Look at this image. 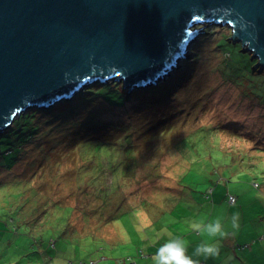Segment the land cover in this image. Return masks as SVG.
<instances>
[{"label": "rangeland", "instance_id": "rangeland-1", "mask_svg": "<svg viewBox=\"0 0 264 264\" xmlns=\"http://www.w3.org/2000/svg\"><path fill=\"white\" fill-rule=\"evenodd\" d=\"M196 28L188 57L157 85L165 94L121 85L116 106L80 102L83 90L0 135V264H154L150 235L195 239L189 224L205 217L238 214L236 235L259 233L264 74L225 73L251 54L227 26Z\"/></svg>", "mask_w": 264, "mask_h": 264}, {"label": "water", "instance_id": "water-1", "mask_svg": "<svg viewBox=\"0 0 264 264\" xmlns=\"http://www.w3.org/2000/svg\"><path fill=\"white\" fill-rule=\"evenodd\" d=\"M205 24L264 71V0H0V135L94 84L158 85Z\"/></svg>", "mask_w": 264, "mask_h": 264}, {"label": "clouds", "instance_id": "clouds-1", "mask_svg": "<svg viewBox=\"0 0 264 264\" xmlns=\"http://www.w3.org/2000/svg\"><path fill=\"white\" fill-rule=\"evenodd\" d=\"M240 227L239 216L234 214L230 219L221 217L201 218L189 224L191 231L202 239L189 253L191 244L182 236H172L163 243L152 257L154 264H201V258H218L221 253L222 241L235 234ZM161 234H157V238ZM156 240L153 241L155 243Z\"/></svg>", "mask_w": 264, "mask_h": 264}, {"label": "crops", "instance_id": "crops-1", "mask_svg": "<svg viewBox=\"0 0 264 264\" xmlns=\"http://www.w3.org/2000/svg\"><path fill=\"white\" fill-rule=\"evenodd\" d=\"M219 173V172H217ZM157 234H161V238H157ZM168 234L172 236H181V234H174L172 232L167 231L166 233H155L150 235V239L146 242V249L148 250V257L153 261L152 257L157 252L158 248L167 241L169 238ZM195 239L187 240V237L182 236L184 239L190 242L191 247L189 248V253H191L196 244L201 241V237L198 236L196 233ZM251 235V231L246 234L240 235H232L228 239L222 241L221 253L218 258H211V259H203L201 258V264H264V224L258 231H254ZM258 236V237H257ZM240 237V238H239ZM260 238V239H258ZM254 240L253 244H249V249H246L245 246L247 245H239V240ZM156 240L155 243L153 241ZM250 241V242H251ZM249 242V243H250ZM154 262V261H153Z\"/></svg>", "mask_w": 264, "mask_h": 264}, {"label": "trees", "instance_id": "trees-1", "mask_svg": "<svg viewBox=\"0 0 264 264\" xmlns=\"http://www.w3.org/2000/svg\"><path fill=\"white\" fill-rule=\"evenodd\" d=\"M227 40L230 41V42L232 41L231 38H229V37L227 38ZM218 46H219V44H218ZM241 48H242V46H241ZM241 53H244V52H241ZM256 63H257V61L256 60H252V58H251V60L247 59V60L242 61L241 64H238L239 66H234V67L231 66V68L226 70L225 73H227V74H229L231 76L236 74L238 79H241V80H244L245 78H248L250 80L251 79L260 80L261 78H263L264 72L262 73L259 70H255L253 68V67H255ZM245 68L246 69L247 68L250 69V74H251L250 77H246L244 74L241 75V72H243V69H244V71L246 70ZM246 73H247V70H246ZM245 81H246V79H245ZM121 85H123V84H119V82H111L109 84H100L99 86L91 85L90 87L85 89L81 94H79L78 97L79 96H84V97L80 98V102H83L82 100L90 102L91 101L90 98L92 96H94V97L95 96H100V97H103L108 103L110 102L111 104H114L116 106L120 104V106H121V105H124L125 102L127 101V99L124 96V93L121 92V90H120ZM163 85L165 86V83L161 84L160 87H157V85L154 86V87H157V90L158 89L162 90L161 91L162 95L165 94V91H166V89H165V87ZM99 90H104L105 91V95L109 96L111 99H108L104 95H98L96 92H99ZM169 90H171V89H169ZM169 90H167V93H168ZM90 95H92V96H90ZM63 102H66V101H63ZM57 105H55V107ZM55 107H52L51 109H53ZM51 109H48V110L45 111V110H42V109H39V108H34V110H32L31 112L28 111L29 113L26 112L25 114L21 115L17 120H21L23 118L22 116H25V118L35 119L36 120L37 119V116H36L37 113H39V112L40 113H48ZM33 138H34V135L28 133L27 134V143H29ZM22 145H20V146L22 147ZM12 151H13L12 149H9L7 151V153H13Z\"/></svg>", "mask_w": 264, "mask_h": 264}, {"label": "built area", "instance_id": "built-area-1", "mask_svg": "<svg viewBox=\"0 0 264 264\" xmlns=\"http://www.w3.org/2000/svg\"><path fill=\"white\" fill-rule=\"evenodd\" d=\"M229 203L230 205H234L237 203V198L235 196H230L229 197Z\"/></svg>", "mask_w": 264, "mask_h": 264}]
</instances>
